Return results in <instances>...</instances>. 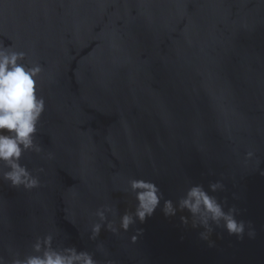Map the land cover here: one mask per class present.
<instances>
[{
    "label": "water",
    "instance_id": "1",
    "mask_svg": "<svg viewBox=\"0 0 264 264\" xmlns=\"http://www.w3.org/2000/svg\"><path fill=\"white\" fill-rule=\"evenodd\" d=\"M8 2L0 43L43 66L45 111L43 151L21 157L40 186L0 179V254H34L35 237L51 233L54 248L101 264H264V0ZM131 178L156 183L160 206L127 232L102 225L89 239L97 207H113L117 228L134 211ZM194 184L237 210L242 239L212 224L202 240L186 210L163 214Z\"/></svg>",
    "mask_w": 264,
    "mask_h": 264
},
{
    "label": "clouds",
    "instance_id": "2",
    "mask_svg": "<svg viewBox=\"0 0 264 264\" xmlns=\"http://www.w3.org/2000/svg\"><path fill=\"white\" fill-rule=\"evenodd\" d=\"M9 9L8 0H0V13ZM27 56V52L16 50L11 44L0 43V179L12 188L31 190L40 186V180L21 163V157L25 152L40 154L43 151L35 137L45 111V99L40 94V79L44 68L39 62H26ZM253 155V151H249L245 158L251 159ZM52 158L51 152L46 154V159ZM43 170L38 169L40 172ZM260 174L264 175V170ZM222 187L219 182L211 183L209 191L215 192ZM127 190L134 194V211L121 214L117 228L116 221L106 215L110 213L115 216L113 207L108 204L97 207L93 213L96 221L91 223L89 239H96L102 225L114 235L118 230L127 232L135 221L143 223L160 206L162 193L152 181L131 178L127 182ZM209 191L202 185H191L176 206L172 200H164L161 211L165 216H172L178 209L186 210L192 218V226L200 225L204 228L205 231L200 233L202 240L209 239L212 224L217 227L222 224L229 236L242 239L246 229L245 221L236 218L235 208L226 211ZM181 222L187 224L188 218L182 216ZM142 231L137 229L129 237L130 242L135 244ZM255 235V229L250 223L247 224V236L253 239ZM208 246H213L211 241ZM30 247L34 254L21 256L19 252L12 251L8 252L7 257L0 254V264H101L92 252L78 251L75 246L54 248L51 233L35 237ZM97 249L102 251L103 246L98 245ZM103 264H114V261L106 259Z\"/></svg>",
    "mask_w": 264,
    "mask_h": 264
}]
</instances>
